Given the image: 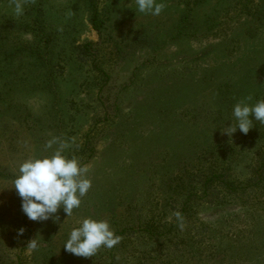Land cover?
Returning <instances> with one entry per match:
<instances>
[{"label": "rangeland", "instance_id": "374dc122", "mask_svg": "<svg viewBox=\"0 0 264 264\" xmlns=\"http://www.w3.org/2000/svg\"><path fill=\"white\" fill-rule=\"evenodd\" d=\"M156 3L0 0V264H264V124L229 129L264 100V0ZM53 138L92 186L71 216L31 221L13 181ZM85 218L120 243L67 252Z\"/></svg>", "mask_w": 264, "mask_h": 264}, {"label": "clouds", "instance_id": "9594fccd", "mask_svg": "<svg viewBox=\"0 0 264 264\" xmlns=\"http://www.w3.org/2000/svg\"><path fill=\"white\" fill-rule=\"evenodd\" d=\"M138 11L160 15L164 5L156 0H136ZM21 10L20 4L16 6ZM251 100V97L247 98ZM236 125H231V134L237 130L247 134L252 128L253 121L264 124V100H258L249 105L245 102L237 103L233 108ZM59 143L52 155L46 157H30L20 164L18 175L13 181V188L21 198V210L31 221H47L62 207L69 217L74 209L81 206L82 199L91 189L90 179L85 178L88 172L86 165L80 161L68 158L64 151L69 147L67 142H60L58 138L49 140L47 149ZM183 228V218L179 212L174 213ZM59 219V217H57ZM24 229L19 230V235ZM121 237L115 234L106 220L85 218L79 222V227L73 228L65 243L64 249L76 256L90 258L103 247L112 249L120 243ZM35 248V240L27 245Z\"/></svg>", "mask_w": 264, "mask_h": 264}, {"label": "trees", "instance_id": "16d2710c", "mask_svg": "<svg viewBox=\"0 0 264 264\" xmlns=\"http://www.w3.org/2000/svg\"><path fill=\"white\" fill-rule=\"evenodd\" d=\"M91 22H92V25H93V28L96 30V31H100L103 27V21L102 19L100 18V13H99V10L97 7H93V12H92V17H91ZM92 44H86L84 45L82 48H87L88 46H91ZM81 49V47H80ZM259 162L261 163V166L262 168L264 169V157L261 158L259 160ZM264 175V173H263ZM261 176V175H260ZM225 176H216V175H212L211 178H209L203 185V187L205 189H208L210 188L209 184H213L215 182V180L217 178L219 179H222L224 178ZM227 178V177H226ZM224 182V183H223ZM222 183L227 187V190L229 192H236V188L233 187L234 186V182L232 180H229L227 183L223 180ZM148 233H151L149 231H147ZM212 257V255L210 256Z\"/></svg>", "mask_w": 264, "mask_h": 264}]
</instances>
